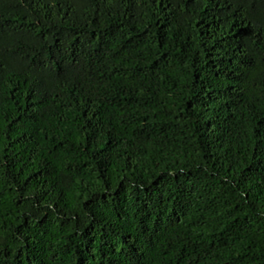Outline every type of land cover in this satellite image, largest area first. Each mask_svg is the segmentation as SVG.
I'll list each match as a JSON object with an SVG mask.
<instances>
[{
    "label": "trees",
    "instance_id": "16d2710c",
    "mask_svg": "<svg viewBox=\"0 0 264 264\" xmlns=\"http://www.w3.org/2000/svg\"><path fill=\"white\" fill-rule=\"evenodd\" d=\"M0 264H264V0H0Z\"/></svg>",
    "mask_w": 264,
    "mask_h": 264
}]
</instances>
